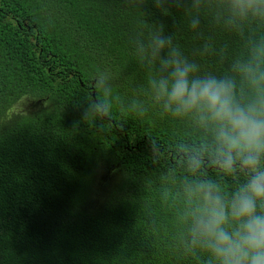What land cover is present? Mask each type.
<instances>
[{
  "label": "trees",
  "instance_id": "obj_1",
  "mask_svg": "<svg viewBox=\"0 0 264 264\" xmlns=\"http://www.w3.org/2000/svg\"><path fill=\"white\" fill-rule=\"evenodd\" d=\"M233 4L0 0V264H218L192 244L196 189L230 201L252 173L226 171L213 126L151 81L177 50L192 78L264 99V14ZM157 37L172 43L153 57Z\"/></svg>",
  "mask_w": 264,
  "mask_h": 264
},
{
  "label": "clouds",
  "instance_id": "obj_2",
  "mask_svg": "<svg viewBox=\"0 0 264 264\" xmlns=\"http://www.w3.org/2000/svg\"><path fill=\"white\" fill-rule=\"evenodd\" d=\"M233 7L242 16L264 14V0H234ZM196 26L194 21L191 27ZM171 43V38L157 37L153 57ZM161 64L169 74L151 81L156 99L177 115L193 110L200 113L201 121L213 126L216 133L221 166L231 172L239 160L252 173L230 201H225L214 186L196 189L202 193L203 204L192 214V244L208 250L218 264H264V211H257V202H264V170L259 168L264 153V99L242 105L235 99L232 80L192 78L197 65L182 58L177 50ZM238 71L253 83L259 82L252 65H239Z\"/></svg>",
  "mask_w": 264,
  "mask_h": 264
},
{
  "label": "rangeland",
  "instance_id": "obj_3",
  "mask_svg": "<svg viewBox=\"0 0 264 264\" xmlns=\"http://www.w3.org/2000/svg\"><path fill=\"white\" fill-rule=\"evenodd\" d=\"M25 103H27V101H26ZM106 179L109 180V181L111 182V179H112V178H109V176H106Z\"/></svg>",
  "mask_w": 264,
  "mask_h": 264
},
{
  "label": "water",
  "instance_id": "obj_4",
  "mask_svg": "<svg viewBox=\"0 0 264 264\" xmlns=\"http://www.w3.org/2000/svg\"><path fill=\"white\" fill-rule=\"evenodd\" d=\"M95 96V95H94Z\"/></svg>",
  "mask_w": 264,
  "mask_h": 264
}]
</instances>
